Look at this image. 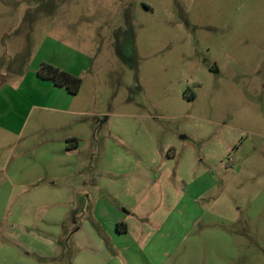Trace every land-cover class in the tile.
I'll list each match as a JSON object with an SVG mask.
<instances>
[{
    "label": "rangeland",
    "instance_id": "374dc122",
    "mask_svg": "<svg viewBox=\"0 0 264 264\" xmlns=\"http://www.w3.org/2000/svg\"><path fill=\"white\" fill-rule=\"evenodd\" d=\"M0 264H264V0H0Z\"/></svg>",
    "mask_w": 264,
    "mask_h": 264
},
{
    "label": "trees",
    "instance_id": "16d2710c",
    "mask_svg": "<svg viewBox=\"0 0 264 264\" xmlns=\"http://www.w3.org/2000/svg\"><path fill=\"white\" fill-rule=\"evenodd\" d=\"M38 75L43 79L51 80L56 86L66 88L70 93L77 94L82 86V78L52 63H42ZM123 223L118 224V229ZM125 225V224H124Z\"/></svg>",
    "mask_w": 264,
    "mask_h": 264
}]
</instances>
